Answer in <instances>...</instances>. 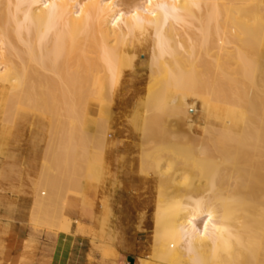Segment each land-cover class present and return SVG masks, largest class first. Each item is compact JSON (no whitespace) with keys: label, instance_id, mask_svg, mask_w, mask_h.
<instances>
[{"label":"bare ground","instance_id":"1","mask_svg":"<svg viewBox=\"0 0 264 264\" xmlns=\"http://www.w3.org/2000/svg\"><path fill=\"white\" fill-rule=\"evenodd\" d=\"M199 100L206 125L181 126ZM0 105L58 122L35 210L64 209L76 167L97 180L103 148L139 152L121 167L158 193L156 264H264V0H0ZM130 106L134 130L104 129ZM95 107L99 140L81 130ZM124 132L139 143L113 145Z\"/></svg>","mask_w":264,"mask_h":264},{"label":"rangeland","instance_id":"2","mask_svg":"<svg viewBox=\"0 0 264 264\" xmlns=\"http://www.w3.org/2000/svg\"><path fill=\"white\" fill-rule=\"evenodd\" d=\"M145 38L146 36L139 37V39L144 41V44H147ZM135 41L137 42V39H135ZM131 56H134L137 62L135 69L139 70L138 75H144L145 79L148 77L149 80L150 73H148L147 66L150 63L151 54L141 53L131 54ZM138 63H140V66ZM148 80H145L144 86L147 85ZM144 98L145 93L141 96L142 100ZM200 102L201 100L193 107L191 106V109L189 108L188 114H190L188 116L190 120L182 123L181 126H188V124H193L192 126L206 125L204 120L201 119L204 113L201 109L202 105ZM131 107L132 106L126 108V110H113L111 114L112 119L107 123V126H103L104 129H110L112 132L116 131L118 128H123L122 130L126 129V131L134 130L137 127L135 125V120H142V118H145L148 114L134 110L133 107ZM4 109V105L0 107V222L5 221L6 223L16 224L18 227H12L13 230L22 229L23 234L30 233L44 238L51 235L56 236L59 233L69 234L72 230V226L75 225V234L82 236V238L86 240L85 243L88 248H90L88 260L92 262L91 264H120L127 255L135 256L137 259L136 261H147L149 264H156L153 256L155 231L153 217L156 212L155 201L158 197V193L153 183H145L130 178L129 175H125L121 167V162L123 163L125 159L130 158L131 155V157L139 158V152H134L130 155L124 154L123 152L117 153L114 158L109 160V165L107 160L104 159L103 148L102 163L100 162V166L102 168V166L106 165L102 168L103 170L101 169L99 176L101 179L97 178V180L90 181V179L87 178L86 180L85 177L87 176L85 172L76 167L73 173L77 176V183H80V186L79 183L78 186L81 188L77 185H75L76 188L74 185L73 187L68 186L71 188V191L68 187L66 188V194H70L68 198L71 197L73 202L71 204L66 203L68 200L67 198L64 203V209L61 207V209L53 210V212L52 209L50 211L46 210L40 212V210L37 211V207L35 210L34 204L38 202L37 200L40 198L38 194H41V191L47 192V195L42 197L48 198V191L46 188L43 190V186L40 188L39 184L42 185V178H44L46 173H49L48 175L50 176L56 175V172L52 169V164L47 156V152L49 148L55 147L56 142L54 141L56 140L54 136L56 135L54 134L57 133L59 129L57 127L58 122L55 123L50 114H39L33 111L25 112L23 110H16L15 118L14 112L7 114V111L4 113ZM61 116L64 119V116ZM61 116L59 117L60 119H62ZM100 116L101 113L97 107L92 109L88 114H85L84 126H82L81 129L82 132L87 135L89 134L90 137L96 139L99 137L102 139V136H104V129L101 128V126H97V123L102 122ZM10 117H12L11 119L15 118V120H12L14 123L11 121L13 126H10ZM47 119L51 121L47 122ZM7 123H10V125H7ZM48 123L53 125L49 126ZM55 126L58 128L56 131L53 130L56 129ZM49 127H52L51 129L53 131ZM66 127L71 128V126ZM79 127L80 126H76V130L78 133H82ZM48 131L53 136H49ZM110 141L113 145L139 143V141L130 136L128 132H124L122 135L115 138L112 137ZM48 143L49 145L51 144L50 146L54 147H49ZM91 145L94 144H90L89 147L86 146V148H89V150L86 151L87 153L92 152L90 150L91 148L93 149L94 146ZM79 149L81 151L83 147ZM83 151H81L80 157L83 156ZM98 151L99 150L95 152ZM49 162L50 164H48ZM129 164L130 163H128L127 170L130 169ZM107 165L111 169L110 172H107ZM133 176L137 177L138 173L135 172ZM140 176L145 178L142 174H140ZM150 179L154 180L155 177H150ZM100 180H102V182H100ZM73 189L75 192H73ZM32 209L34 212H32ZM56 211L59 217L58 215L56 216L57 213H55L53 217ZM100 220L102 221L101 223ZM27 245L30 247L33 244L27 243ZM30 250V248L26 249V251Z\"/></svg>","mask_w":264,"mask_h":264},{"label":"crops","instance_id":"3","mask_svg":"<svg viewBox=\"0 0 264 264\" xmlns=\"http://www.w3.org/2000/svg\"><path fill=\"white\" fill-rule=\"evenodd\" d=\"M72 202L71 197L66 201L70 204ZM69 210L71 211L70 207ZM6 227L9 232L5 229ZM12 227L18 226L5 221L0 222V264H20L24 263V260H27L24 264H71V262L72 264H91L88 260L90 248L82 236L75 234V225L72 226L69 234L59 233L45 238L30 233L23 234L22 229L13 230ZM27 243L33 245L29 247ZM1 247L3 250L5 247V250L2 251ZM28 248L31 250L26 251ZM136 260L135 256L127 255L120 264H136Z\"/></svg>","mask_w":264,"mask_h":264}]
</instances>
